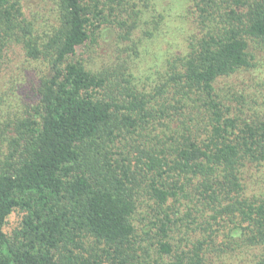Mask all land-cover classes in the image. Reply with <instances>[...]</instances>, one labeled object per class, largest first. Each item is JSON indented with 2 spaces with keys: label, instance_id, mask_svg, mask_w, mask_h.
Here are the masks:
<instances>
[{
  "label": "trees",
  "instance_id": "1",
  "mask_svg": "<svg viewBox=\"0 0 264 264\" xmlns=\"http://www.w3.org/2000/svg\"><path fill=\"white\" fill-rule=\"evenodd\" d=\"M189 1L197 34L153 80L88 57L143 25L129 0L44 23L0 0V52L37 64L0 115V264H264V0Z\"/></svg>",
  "mask_w": 264,
  "mask_h": 264
},
{
  "label": "rangeland",
  "instance_id": "2",
  "mask_svg": "<svg viewBox=\"0 0 264 264\" xmlns=\"http://www.w3.org/2000/svg\"><path fill=\"white\" fill-rule=\"evenodd\" d=\"M129 2L137 13L135 16L143 17L140 23L143 25L136 33L133 32L130 37H127L125 30L116 28L115 23L110 24L111 28L103 31L101 40L88 50V57L93 56L92 63L97 67H103L106 62L102 61L109 59L114 60V63L118 62L119 58L128 61L137 59V67L142 71L151 69L148 75H151L154 80L157 70L165 67V62H158L159 57L161 59L164 57L165 51L170 50L171 55L176 57L188 50V40L197 34V15L189 0H129ZM22 4L28 20L40 23L53 21L56 9L54 0H22ZM153 23L173 24L172 31L176 36L171 35L173 33L168 35L167 28V33H162L165 39L160 38L154 42L150 39L153 34L148 33L153 29ZM166 35H168L167 38ZM145 38L149 41L143 42ZM183 42L186 49L183 47ZM32 64L26 60L20 46H13L0 52V115L3 111H8L10 107H12L10 112L18 110L17 89L26 73L30 71L33 73L37 64ZM33 74L37 76L35 71ZM19 221L18 214L11 215L5 230L11 232ZM227 262L229 264L230 260ZM231 264L235 263L231 261Z\"/></svg>",
  "mask_w": 264,
  "mask_h": 264
}]
</instances>
